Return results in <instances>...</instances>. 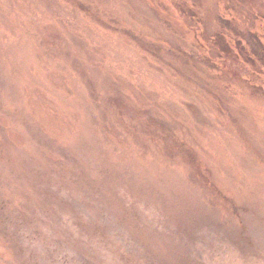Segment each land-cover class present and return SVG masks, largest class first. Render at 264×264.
Returning <instances> with one entry per match:
<instances>
[{
	"label": "rangeland",
	"instance_id": "rangeland-1",
	"mask_svg": "<svg viewBox=\"0 0 264 264\" xmlns=\"http://www.w3.org/2000/svg\"><path fill=\"white\" fill-rule=\"evenodd\" d=\"M0 264H264V0H0Z\"/></svg>",
	"mask_w": 264,
	"mask_h": 264
},
{
	"label": "trees",
	"instance_id": "trees-1",
	"mask_svg": "<svg viewBox=\"0 0 264 264\" xmlns=\"http://www.w3.org/2000/svg\"><path fill=\"white\" fill-rule=\"evenodd\" d=\"M194 160H196V158L194 157Z\"/></svg>",
	"mask_w": 264,
	"mask_h": 264
}]
</instances>
